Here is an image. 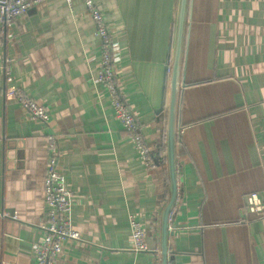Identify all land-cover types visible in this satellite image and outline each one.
Wrapping results in <instances>:
<instances>
[{
    "label": "crops",
    "instance_id": "1",
    "mask_svg": "<svg viewBox=\"0 0 264 264\" xmlns=\"http://www.w3.org/2000/svg\"><path fill=\"white\" fill-rule=\"evenodd\" d=\"M94 1L120 48L118 85L155 166L140 158L95 82L100 41L84 1L43 0L0 31V264H36L50 134L82 238L64 244L56 264H162L180 0ZM183 62L169 262L264 264V218L246 207L250 194L264 200V0H190ZM6 87L45 107L48 124L7 99ZM132 219L150 252L133 250Z\"/></svg>",
    "mask_w": 264,
    "mask_h": 264
},
{
    "label": "built area",
    "instance_id": "2",
    "mask_svg": "<svg viewBox=\"0 0 264 264\" xmlns=\"http://www.w3.org/2000/svg\"><path fill=\"white\" fill-rule=\"evenodd\" d=\"M43 0H0V31L23 17ZM72 0H68L69 4ZM87 14L95 25V34L100 41L101 57L95 82L102 86L110 97L116 119L122 124L140 158L147 167L155 166L153 149L145 143L140 123L131 108L125 104L118 85L117 60L120 48L113 39L111 25L107 23L102 9L94 0H83ZM11 81L7 77V82ZM5 97L15 100L32 120L48 124L49 111L29 98L22 90L6 87ZM48 161L44 179L43 197L48 209L45 223L40 228L44 233L41 243L34 246L36 264H56L67 242L81 241V235L71 226L72 196L67 179L61 170V147L57 135L46 139ZM247 212L256 218H264V200L256 193L247 196ZM247 222V221H246ZM131 240L135 252H150L145 230L139 220H131Z\"/></svg>",
    "mask_w": 264,
    "mask_h": 264
},
{
    "label": "water",
    "instance_id": "3",
    "mask_svg": "<svg viewBox=\"0 0 264 264\" xmlns=\"http://www.w3.org/2000/svg\"><path fill=\"white\" fill-rule=\"evenodd\" d=\"M189 1L180 0L177 34L174 58L172 63V72L169 78L170 82V100L168 117V136H167V159L171 180V198L168 206L165 208L162 218V264H170L169 260V231L171 228L170 218L176 206L178 198V168H177V117L179 93L182 87L183 56L185 50V38L187 32V21L189 13Z\"/></svg>",
    "mask_w": 264,
    "mask_h": 264
}]
</instances>
